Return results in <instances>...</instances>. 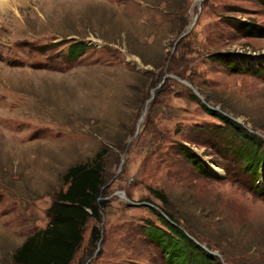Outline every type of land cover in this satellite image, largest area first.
I'll return each instance as SVG.
<instances>
[{
	"label": "rangeland",
	"instance_id": "obj_1",
	"mask_svg": "<svg viewBox=\"0 0 264 264\" xmlns=\"http://www.w3.org/2000/svg\"><path fill=\"white\" fill-rule=\"evenodd\" d=\"M198 2L12 0L0 10V264H16L15 250L47 227L68 169L100 152L106 206L72 264H169L147 232L167 229L161 211L211 261L264 264V3L202 0L176 43ZM185 81L261 141L258 172ZM95 224L102 238L91 243Z\"/></svg>",
	"mask_w": 264,
	"mask_h": 264
},
{
	"label": "trees",
	"instance_id": "obj_2",
	"mask_svg": "<svg viewBox=\"0 0 264 264\" xmlns=\"http://www.w3.org/2000/svg\"><path fill=\"white\" fill-rule=\"evenodd\" d=\"M264 3V0H261ZM249 31L254 34L260 33V28L256 25L248 26ZM194 97L197 96L194 94ZM203 107L209 112L215 113L229 127L231 132H235L243 141L242 150L247 154V165H257L260 162L258 156L262 145L253 134L242 132L243 127L231 118L213 110L207 104ZM245 146V147H244ZM186 156L190 161L195 162L199 169L206 166L202 160H195L198 156L191 155L188 147L183 146ZM99 158L92 163L77 164L68 169L65 175L67 188L61 190L48 209L50 221L45 229H42L28 236L26 240L13 253V261L16 264H72L77 253L83 246L84 233L87 224L91 220L97 222L101 219V208L106 206L103 199V187L106 184V172L101 163V152ZM194 157V158H192ZM254 172L259 169L255 166ZM152 192L163 201L166 197L158 190ZM150 206L153 212L157 213V207ZM157 206V207H156ZM158 218L165 227L149 225L147 232L151 238L156 239L158 245L163 249L169 264H220L211 261L208 253L198 244L188 237L172 219H166L163 213L158 212ZM167 230V231H166ZM177 235V238L173 234ZM102 238L100 228L95 224L91 230V243H96ZM172 252L169 251V249ZM198 248V249H197ZM170 256L167 257V254ZM171 254V255H170Z\"/></svg>",
	"mask_w": 264,
	"mask_h": 264
},
{
	"label": "water",
	"instance_id": "obj_3",
	"mask_svg": "<svg viewBox=\"0 0 264 264\" xmlns=\"http://www.w3.org/2000/svg\"><path fill=\"white\" fill-rule=\"evenodd\" d=\"M201 3H202V0H199L198 2V9H199V12L197 13V15L195 16V19L194 21L188 26V28L178 37V39L176 40V43L179 42L182 38H184L186 35H188L194 28L195 24H196V21H197V18L199 16V13L201 11ZM186 82V81H185ZM187 84H189L194 90H195V93L202 99V101L207 104V102L204 100L203 96L201 95V93L189 82H186ZM209 106V104H207ZM122 195H124L123 192H121ZM148 205L150 206H154V204H151V203H148ZM157 207V206H156ZM158 208V207H157ZM161 213L164 214L163 211H161Z\"/></svg>",
	"mask_w": 264,
	"mask_h": 264
},
{
	"label": "bare ground",
	"instance_id": "obj_4",
	"mask_svg": "<svg viewBox=\"0 0 264 264\" xmlns=\"http://www.w3.org/2000/svg\"><path fill=\"white\" fill-rule=\"evenodd\" d=\"M12 0H1L0 1V10L1 9H10Z\"/></svg>",
	"mask_w": 264,
	"mask_h": 264
}]
</instances>
